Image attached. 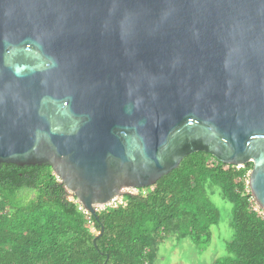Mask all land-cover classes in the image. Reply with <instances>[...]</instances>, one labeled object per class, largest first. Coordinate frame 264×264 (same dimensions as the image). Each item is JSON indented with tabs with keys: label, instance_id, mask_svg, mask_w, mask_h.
Wrapping results in <instances>:
<instances>
[{
	"label": "water",
	"instance_id": "obj_1",
	"mask_svg": "<svg viewBox=\"0 0 264 264\" xmlns=\"http://www.w3.org/2000/svg\"><path fill=\"white\" fill-rule=\"evenodd\" d=\"M196 152L264 210V0H0V164L96 218Z\"/></svg>",
	"mask_w": 264,
	"mask_h": 264
},
{
	"label": "trees",
	"instance_id": "obj_2",
	"mask_svg": "<svg viewBox=\"0 0 264 264\" xmlns=\"http://www.w3.org/2000/svg\"><path fill=\"white\" fill-rule=\"evenodd\" d=\"M251 168L192 153L143 188L145 196L126 194L124 207L91 217V233L47 164L1 163L0 264H153L169 236L204 248L220 219L207 192L214 187L231 205L233 237L226 255L211 264H264V220L251 210L245 191Z\"/></svg>",
	"mask_w": 264,
	"mask_h": 264
},
{
	"label": "rangeland",
	"instance_id": "obj_3",
	"mask_svg": "<svg viewBox=\"0 0 264 264\" xmlns=\"http://www.w3.org/2000/svg\"><path fill=\"white\" fill-rule=\"evenodd\" d=\"M207 192L220 213L219 223L210 227V243L200 249L188 239L177 242L174 236H169L158 246L153 264H211L226 255L225 243L233 237L230 225L231 205L222 199L219 188L214 187Z\"/></svg>",
	"mask_w": 264,
	"mask_h": 264
},
{
	"label": "built area",
	"instance_id": "obj_4",
	"mask_svg": "<svg viewBox=\"0 0 264 264\" xmlns=\"http://www.w3.org/2000/svg\"><path fill=\"white\" fill-rule=\"evenodd\" d=\"M242 166L243 165H238L236 167L240 168ZM249 173H250V171L246 174L247 179L245 181V185H246L245 191L248 194V203H249L251 210L253 212H255L257 215H259L262 220H264V210L256 203L255 199L250 194V190L248 187ZM56 179H57V181H59V179L57 177H56ZM126 194H131V195L141 194V195L145 196L147 193L143 188H133V187L123 188L120 191L119 195L113 196L107 202H105L103 204L93 205L94 212L97 214L98 212L105 210V209H116L118 207H124L126 204L125 200H124V196ZM68 199L76 205V208L79 212H81L82 214H84L86 216V221H87L88 226H89V231L91 233H95V229L92 226V220H91L92 215L72 195L69 196ZM0 214H2V211H0Z\"/></svg>",
	"mask_w": 264,
	"mask_h": 264
}]
</instances>
